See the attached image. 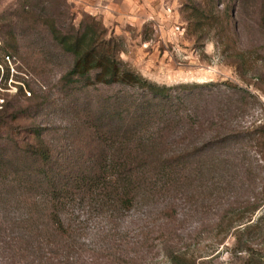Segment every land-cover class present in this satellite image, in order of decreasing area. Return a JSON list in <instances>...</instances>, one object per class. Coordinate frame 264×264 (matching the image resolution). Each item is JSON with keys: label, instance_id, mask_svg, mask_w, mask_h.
I'll return each instance as SVG.
<instances>
[{"label": "rangeland", "instance_id": "rangeland-1", "mask_svg": "<svg viewBox=\"0 0 264 264\" xmlns=\"http://www.w3.org/2000/svg\"><path fill=\"white\" fill-rule=\"evenodd\" d=\"M89 18L113 38L115 58L184 101L173 114L197 120L206 137L198 136L195 153L216 161L179 190L158 187L118 224H81L73 264H264V124L255 113L264 100V0H0V145L21 142L31 153L38 129L51 144L70 142L74 107L124 90L68 75L74 56L66 44L82 24L92 26ZM226 97L233 109L223 116ZM17 241L0 235V264L25 263L11 260L24 250Z\"/></svg>", "mask_w": 264, "mask_h": 264}, {"label": "trees", "instance_id": "trees-1", "mask_svg": "<svg viewBox=\"0 0 264 264\" xmlns=\"http://www.w3.org/2000/svg\"><path fill=\"white\" fill-rule=\"evenodd\" d=\"M87 21L92 26L82 24L65 47L74 56L69 77L121 85L124 90L96 106L74 107L78 124L70 134L72 142L51 144L38 129L39 144L31 153L21 152V142L0 145V200L14 202L0 201V235L24 244L11 259L24 258V264H49L44 259L55 263L46 250L73 264L70 256L79 248L81 224L94 218L118 224L125 210L153 201L158 187L164 192L179 190L216 161L212 154L205 163L195 153L206 137L196 129L197 120L188 124L185 115L173 114V107L179 109L184 101L174 103L170 94L115 58L113 38L104 39L98 22ZM220 104V114L229 115L232 100L226 97ZM222 129L223 140H230V130L226 125ZM58 147L63 152L57 155ZM12 166L17 168L13 172ZM11 173L18 177L11 180ZM33 195L38 200L25 201Z\"/></svg>", "mask_w": 264, "mask_h": 264}, {"label": "built area", "instance_id": "built-area-1", "mask_svg": "<svg viewBox=\"0 0 264 264\" xmlns=\"http://www.w3.org/2000/svg\"><path fill=\"white\" fill-rule=\"evenodd\" d=\"M2 107V104L0 103V108ZM255 113L257 115V123L258 124H264V100L260 107L256 108Z\"/></svg>", "mask_w": 264, "mask_h": 264}]
</instances>
